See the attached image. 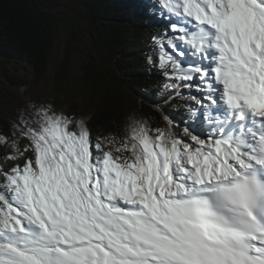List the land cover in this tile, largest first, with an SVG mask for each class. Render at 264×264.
<instances>
[{"label":"snow or ice","instance_id":"snow-or-ice-1","mask_svg":"<svg viewBox=\"0 0 264 264\" xmlns=\"http://www.w3.org/2000/svg\"><path fill=\"white\" fill-rule=\"evenodd\" d=\"M153 14L157 95L194 100L188 117L93 140L51 104L18 109L0 134V264H264V0Z\"/></svg>","mask_w":264,"mask_h":264},{"label":"trees","instance_id":"trees-1","mask_svg":"<svg viewBox=\"0 0 264 264\" xmlns=\"http://www.w3.org/2000/svg\"><path fill=\"white\" fill-rule=\"evenodd\" d=\"M69 2L80 9L72 11L59 0H0V134L11 135L17 94L28 87L27 94L47 75L63 29L69 36L65 54L54 65L55 93L61 95L77 60L82 98L93 105L86 120L93 140L99 135L123 136L133 114L153 129L165 126V113L182 124L188 117L184 105L195 101L177 97L172 103H160L157 93L163 77L147 62L149 55L155 56L152 37L166 31V22L153 14L158 0ZM85 40L91 43L90 52L81 48ZM85 112L84 105L74 100L69 116L80 119ZM174 128L183 135L181 127ZM4 155L0 145V163ZM15 163L22 166L23 158Z\"/></svg>","mask_w":264,"mask_h":264},{"label":"rangeland","instance_id":"rangeland-1","mask_svg":"<svg viewBox=\"0 0 264 264\" xmlns=\"http://www.w3.org/2000/svg\"><path fill=\"white\" fill-rule=\"evenodd\" d=\"M59 2L67 3L72 11L76 9L77 10L80 9L74 3L70 4L69 0H62V1L59 0ZM77 16L78 17L76 18L79 19V14ZM79 20L81 21L83 27L86 28L87 26L86 23L82 19ZM68 36H69V32L67 29L66 30L63 29L60 31L56 48L53 54V63L50 64L48 73L44 77V79L38 85H33L34 88L27 94L24 91L27 90L28 87L19 90V93L17 94V99H15L16 114H18V109L25 107L29 101H32L35 102L36 104H41V103L51 104L58 111H63L66 115L69 116L70 106L74 100H77L79 104L84 105V107L86 108V112L83 113L82 117L80 118V119H84L86 122L88 113L92 110L93 105L89 100L85 101L82 98L80 85H79L81 69H80V63H78L77 60L74 61L73 63V67H72L73 73L70 79L64 85L61 95L58 96L55 93V89H54V80H55L54 65L55 62L61 59L65 54V48H66ZM81 48L88 52L92 50L91 43L86 40L84 44H81ZM74 59H78L77 55L74 57ZM130 117L140 118L138 114H133Z\"/></svg>","mask_w":264,"mask_h":264}]
</instances>
